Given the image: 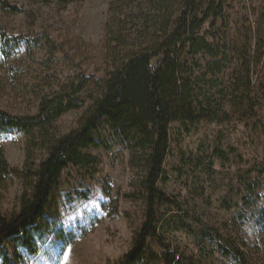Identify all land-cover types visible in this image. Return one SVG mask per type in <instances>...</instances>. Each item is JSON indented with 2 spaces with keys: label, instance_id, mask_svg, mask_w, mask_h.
I'll return each instance as SVG.
<instances>
[{
  "label": "rangeland",
  "instance_id": "374dc122",
  "mask_svg": "<svg viewBox=\"0 0 264 264\" xmlns=\"http://www.w3.org/2000/svg\"><path fill=\"white\" fill-rule=\"evenodd\" d=\"M112 1L123 0L69 4L63 0H10L23 11L12 14L0 9V108L13 115H35L43 96L75 82L79 75L92 76V80L102 77L108 64L105 25ZM223 8L217 20L211 17L201 29L229 56L221 73L214 75L206 69L207 78L210 74L217 78L209 85V94L219 106L218 114L189 131L179 123L171 124L159 186L177 197L182 213L218 229L254 264H264V226L256 218L247 219L251 212L239 214L241 201L225 210L220 204L224 187L218 181L220 176L230 178L264 160V0H226ZM6 38L11 42L4 48ZM201 58L204 64L209 60L208 56ZM203 71L196 74L201 77ZM238 83L236 93L233 86ZM227 88L228 95L220 97ZM89 92L94 93L92 85L86 86L82 97ZM90 105L86 99L81 108L63 114L51 133L76 129ZM92 138L101 145L88 146L85 152L95 157V163L89 168L69 167L51 189L43 220H38L43 239L37 242L35 255L24 254V264H116L129 249L142 205L125 194L133 189L138 171L129 163L128 150L116 142L103 121ZM36 142L33 156L37 162L45 152L41 140ZM25 143L21 132L0 134V146L12 168L22 169ZM214 146L231 154L228 161L213 159L210 169L207 155ZM211 171L217 179L209 177ZM22 190L18 176L0 189L3 215L17 212ZM258 194L261 206L264 186ZM167 238L197 264L224 262L217 254L200 253L185 232H171Z\"/></svg>",
  "mask_w": 264,
  "mask_h": 264
},
{
  "label": "trees",
  "instance_id": "16d2710c",
  "mask_svg": "<svg viewBox=\"0 0 264 264\" xmlns=\"http://www.w3.org/2000/svg\"><path fill=\"white\" fill-rule=\"evenodd\" d=\"M74 1L79 0L63 3ZM139 2L109 4L105 25L108 64L102 77L92 80V76L79 75L75 82L43 96L35 115H13L0 108V134L17 131L26 137L22 169L8 164L0 146V189L13 176L23 181L17 212L6 216L0 210L2 264H22L24 254L35 255L37 242L44 235L38 220H43L50 191L69 167L89 168L95 163V157L85 149L101 145L92 138L101 121L128 150L129 163L138 171L133 189L125 197L142 205L131 245L116 264H197L168 241L171 232L189 234L200 253L217 254L222 264H254L218 229L182 213L177 197L159 186L169 152L171 124L179 123L189 131L218 114L219 106L209 94V85L217 78L212 74L207 78L206 69L214 75L221 73L229 56L201 29L211 17L217 20L222 15L226 0ZM0 9L12 14L23 11L10 0H0ZM10 42L6 38L4 48ZM203 56L209 57L205 64ZM256 57L259 62L261 53ZM203 68L199 77L196 71ZM88 85L94 87V93L84 98L82 93ZM233 89L237 93L239 83ZM227 91L222 90L220 97L228 95ZM86 99L91 105L82 123L68 133L52 134L57 119L81 108ZM37 138L45 155L36 162L33 153ZM230 154L214 146L207 155L208 167L212 169L215 158L228 161ZM209 177L217 179L213 171ZM218 181L224 187L220 204L225 210L241 201L239 214L251 212L247 219L256 218L264 226V201L258 205V191L264 186V160L230 178L220 176ZM57 237L62 236L58 233Z\"/></svg>",
  "mask_w": 264,
  "mask_h": 264
}]
</instances>
